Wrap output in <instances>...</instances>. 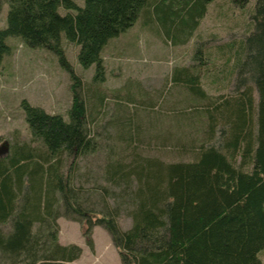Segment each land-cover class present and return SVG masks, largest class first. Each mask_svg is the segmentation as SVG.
<instances>
[{"label": "trees", "instance_id": "1", "mask_svg": "<svg viewBox=\"0 0 264 264\" xmlns=\"http://www.w3.org/2000/svg\"><path fill=\"white\" fill-rule=\"evenodd\" d=\"M5 1L0 64L12 51L10 36L52 50L72 77L73 99L68 118L27 98L22 101L33 139L45 148L23 143L0 154V264H72L80 258L81 245L60 240L62 215L87 225L84 235L91 250L94 227L104 225L122 264H264V0L256 1L255 29L228 48L233 51L226 61L237 57L228 67L235 93L209 96L203 70H210L212 61L204 59L200 46L196 64L175 68L173 82L208 99L205 138L195 157L165 161L135 155L131 161L110 162L108 181L121 188L104 186L101 208L84 204L70 186L73 161L98 145L63 34L80 45V63H95L94 77L104 80L105 46L134 25L145 8L155 10L169 36L178 37L185 27L198 28L213 0ZM234 1L244 5L249 0ZM2 7L0 0V13ZM110 197L117 204L112 206ZM126 208L132 224L124 228L119 216Z\"/></svg>", "mask_w": 264, "mask_h": 264}, {"label": "rangeland", "instance_id": "2", "mask_svg": "<svg viewBox=\"0 0 264 264\" xmlns=\"http://www.w3.org/2000/svg\"><path fill=\"white\" fill-rule=\"evenodd\" d=\"M77 1L84 3V0ZM256 1L249 0L241 5L234 0H213L198 28L190 31L185 27L174 38L159 23L155 10L145 8L134 25L111 38L105 46L104 80L94 77L95 63L88 67L80 63V45L69 42L63 34L68 59L81 78L91 135L98 145L95 151L74 160L69 170L70 186L84 204L101 208L104 186L114 190L121 188L108 181L106 170L110 162L131 161L135 155L165 161L195 157L197 146L205 138L208 99H201L183 84L173 82L175 68L196 64L194 54L200 46L204 59L212 61L210 70H203V85L209 96L235 93L236 80L233 81L228 67L237 57L227 62L230 50L233 51L232 46L228 48L250 29H255ZM2 2L0 26L6 25L9 7L5 0ZM60 11L67 10L60 7ZM8 41L12 51L0 64V154L8 155L14 146L23 143H31L42 150L45 148L42 142L33 139L22 101L27 98L32 104L68 118L73 99L72 77L54 51L32 47L16 36H10ZM215 67L220 71L215 73ZM71 160L68 158L65 169ZM108 200L112 206L117 204L113 197ZM126 211L127 208L119 216L124 228L132 224ZM59 223L64 240L77 243L83 249L85 246V253L74 264L92 261L122 264L112 235L104 225L96 226L97 250L93 251L84 235L85 223L64 215L60 216ZM261 258L264 262V250Z\"/></svg>", "mask_w": 264, "mask_h": 264}, {"label": "crops", "instance_id": "3", "mask_svg": "<svg viewBox=\"0 0 264 264\" xmlns=\"http://www.w3.org/2000/svg\"><path fill=\"white\" fill-rule=\"evenodd\" d=\"M97 226V225H96ZM96 226L94 227V243H95V249L93 250V251H96L97 250V239H96V236H95V230H96ZM60 239H61V241L62 242H64V243H69V242H71V241H67V240H64L63 238H62V236H61V232H60ZM112 241H113V239H112ZM112 244H114L113 242H112ZM85 253V246H84V251H83V254ZM82 254V255H83ZM81 258V257H80ZM80 258H78V259H80ZM78 259H76V260H78ZM76 260H74L73 262H72V264H74L75 262H76ZM88 264H96V262H89Z\"/></svg>", "mask_w": 264, "mask_h": 264}]
</instances>
